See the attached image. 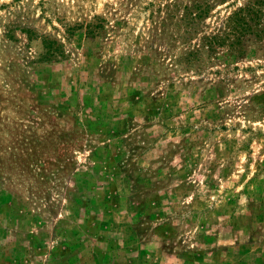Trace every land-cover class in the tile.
Returning <instances> with one entry per match:
<instances>
[{
  "label": "rangeland",
  "instance_id": "obj_1",
  "mask_svg": "<svg viewBox=\"0 0 264 264\" xmlns=\"http://www.w3.org/2000/svg\"><path fill=\"white\" fill-rule=\"evenodd\" d=\"M0 264H264V0H0Z\"/></svg>",
  "mask_w": 264,
  "mask_h": 264
},
{
  "label": "trees",
  "instance_id": "obj_2",
  "mask_svg": "<svg viewBox=\"0 0 264 264\" xmlns=\"http://www.w3.org/2000/svg\"><path fill=\"white\" fill-rule=\"evenodd\" d=\"M244 11H245L244 9H240L239 11L234 12V14L230 17L229 20H230L231 26L229 27V30L234 31L239 34H241V32H244L245 28L243 27L247 25L246 24L247 21L245 20L246 17H245ZM248 11L250 12V10ZM217 38L218 37L215 35L206 36L205 37L207 41L206 45L208 47H212L213 43H215V40ZM54 44H56V42L48 43V45H46V53L44 57L47 58V60L51 59V54L56 51V48L59 50L58 45H56V48H55Z\"/></svg>",
  "mask_w": 264,
  "mask_h": 264
}]
</instances>
